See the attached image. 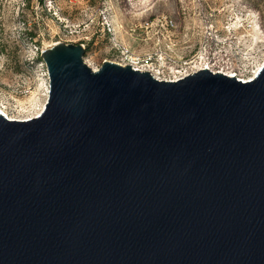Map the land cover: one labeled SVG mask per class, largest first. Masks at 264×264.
Here are the masks:
<instances>
[{
  "label": "water",
  "instance_id": "obj_1",
  "mask_svg": "<svg viewBox=\"0 0 264 264\" xmlns=\"http://www.w3.org/2000/svg\"><path fill=\"white\" fill-rule=\"evenodd\" d=\"M42 49L48 98L0 114V264H264V63L177 80Z\"/></svg>",
  "mask_w": 264,
  "mask_h": 264
},
{
  "label": "rangeland",
  "instance_id": "obj_2",
  "mask_svg": "<svg viewBox=\"0 0 264 264\" xmlns=\"http://www.w3.org/2000/svg\"><path fill=\"white\" fill-rule=\"evenodd\" d=\"M58 42L84 45L93 69L133 57L164 78L202 62L248 79L264 63V0H0V110H41V51Z\"/></svg>",
  "mask_w": 264,
  "mask_h": 264
},
{
  "label": "bare ground",
  "instance_id": "obj_3",
  "mask_svg": "<svg viewBox=\"0 0 264 264\" xmlns=\"http://www.w3.org/2000/svg\"><path fill=\"white\" fill-rule=\"evenodd\" d=\"M200 58H202V56H201ZM132 59H133V57H132ZM132 59H131V63H129V64H131V65H133L132 63H134V61H132ZM134 59H136V58H134ZM262 65H263V64H262ZM262 65H260V66L258 67V69L255 71V73H254V75H253L252 77H250V78H248V79H245V78H239V79H240V80H243V81H248V80L254 78L255 75L257 74V72L259 71V69L261 68ZM144 67L149 68L148 65H143V66H141L140 68H144ZM194 68H196L197 71L200 70V69H204V68H206V69H210V70H211V68H210L208 65H205V66H204V64H203L202 62L199 63L198 66H194ZM147 70H150V71H151L152 69H147ZM194 72H195V71H194ZM214 72H215V71H214ZM221 73H224V74H226V75H228V76H231V77H233V76H234V77H237V75H235V73H233V74H231V73H227V72H221ZM186 75H188V74H186V73H180V75H178V76H176V77L181 78L182 76H186ZM43 108H44V105H43V107L41 108V110H39V112H38L36 115H34V116H28V117H26V118H13V117L8 116V115H7L4 111H2V110H0V114L6 116V117L9 118V119H21V120H23V119H30V118H33V117L39 115V114L41 113V111L43 110Z\"/></svg>",
  "mask_w": 264,
  "mask_h": 264
},
{
  "label": "built area",
  "instance_id": "obj_4",
  "mask_svg": "<svg viewBox=\"0 0 264 264\" xmlns=\"http://www.w3.org/2000/svg\"><path fill=\"white\" fill-rule=\"evenodd\" d=\"M84 46V45H83ZM85 47V46H84ZM131 59L132 58H127L126 59V62L125 63H120V64H122V65H127V64H129V63H131ZM132 61H134V63H132L133 65V67L135 68V69H139V70H141V71H149L155 78H157V79H159V80H171V81H174V80H177V79H179L178 77H173V78H164V77H162V76H160L158 73H156L155 71H153V70H147V69H151V68H146V67H144V68H140L141 66L139 65V63H140V58H137L136 60L133 58L132 59Z\"/></svg>",
  "mask_w": 264,
  "mask_h": 264
}]
</instances>
